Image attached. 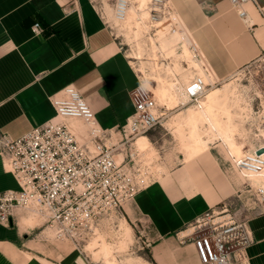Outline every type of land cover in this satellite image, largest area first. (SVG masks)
I'll return each mask as SVG.
<instances>
[{
    "label": "crops",
    "instance_id": "obj_1",
    "mask_svg": "<svg viewBox=\"0 0 264 264\" xmlns=\"http://www.w3.org/2000/svg\"><path fill=\"white\" fill-rule=\"evenodd\" d=\"M176 1L186 16L187 4ZM245 9L258 30L255 42L262 53L264 21L253 3ZM37 22L42 27L38 34L32 29ZM245 41L239 35L236 45ZM207 62L218 79L211 61ZM138 71L92 0H0V133L19 137L56 117L51 97L69 85L80 90L101 126L116 130L134 110L135 92L141 85ZM134 145L128 150L136 154ZM211 153L209 149L187 158L185 177L165 176L126 206L129 226L130 221H142L153 241L144 264H202L191 238L183 236L197 218L233 195L226 193L216 163L207 156ZM194 157L202 158L198 169ZM17 187L0 156V191ZM28 216L21 214L8 226L0 224V264H91L76 247L61 250L41 240V226L29 224ZM250 225L255 242L247 249L248 262L264 264V213L251 219ZM135 252L116 251L123 264L136 261L122 258Z\"/></svg>",
    "mask_w": 264,
    "mask_h": 264
},
{
    "label": "built area",
    "instance_id": "obj_2",
    "mask_svg": "<svg viewBox=\"0 0 264 264\" xmlns=\"http://www.w3.org/2000/svg\"><path fill=\"white\" fill-rule=\"evenodd\" d=\"M229 1L250 27L253 22L245 9L246 4L253 3L264 18V4L257 0ZM129 6L130 0H115L117 17L123 19ZM99 13L112 27L106 14ZM149 13L151 24H163L167 20H172L169 25L180 24L172 0H149ZM32 29L40 33L41 24L35 23ZM189 41L193 51L200 54L197 41ZM202 61V66L209 72L210 64ZM142 84L141 80L135 92L132 114L118 128L121 137L114 142H111L114 131L99 124L95 111L80 90L72 85L66 86L59 96L51 97L56 117L19 137L1 132L0 156L18 187L0 191V224L8 226L21 214L42 218L44 225L53 231L54 238L69 240L79 250L88 240L116 231L127 217L126 206L152 182L144 165L137 160L138 155L128 148L139 135L161 124L166 113L159 110L154 96L144 95ZM207 90L204 77L195 74L187 94L190 100L198 102ZM71 118L88 126L87 138L79 137L69 123ZM259 139L254 150L246 151L242 156L231 154V158L234 169L245 179L242 192L254 195L256 205L253 210L263 214L264 184L251 182L253 177L264 173V134ZM261 149L263 151L258 153ZM116 151L122 154L121 160H117ZM217 206L220 209H216ZM217 206L190 224V232L183 237L191 238L202 264H249L247 249L255 242L249 218L231 212L226 201ZM130 225L139 234L135 248L150 249L153 241L145 226L142 224L140 228L139 222Z\"/></svg>",
    "mask_w": 264,
    "mask_h": 264
},
{
    "label": "rangeland",
    "instance_id": "obj_3",
    "mask_svg": "<svg viewBox=\"0 0 264 264\" xmlns=\"http://www.w3.org/2000/svg\"><path fill=\"white\" fill-rule=\"evenodd\" d=\"M92 1L99 11H103L106 14L105 16L110 21L118 41L123 44V51L127 55L130 64L137 70L140 65H143L146 72L142 70L143 75L139 71L138 73L141 75L144 95L154 96L158 102L159 110L166 112L161 124L146 133L150 138L151 145L149 144L144 149H139L136 143L134 145V148H137V160L144 165L146 175L152 179L150 186L157 183L160 179L163 180L165 176L177 177L178 174L183 177L186 176V160L188 157L183 150L182 139L175 132L176 128L172 121L178 113L188 111L190 107H193L198 102L190 100L187 96L188 101L186 103L180 102L178 106L170 108L168 104L160 101L154 89L158 85L159 77L171 78L172 81L176 82L177 78L180 81L178 86H183L195 74L205 73L204 68H200L183 56V41L179 42L177 33L184 28L188 38L191 40L195 39L200 43V54H196L198 62L202 65V60L207 61L209 59L218 77V79L214 78L208 83V90L205 96L211 88L231 82L229 88L234 121L238 125L237 137L243 139L246 149L257 146L260 143L259 136L264 134V50L259 53V46L255 42L257 41L256 32L258 30L255 27L253 28V26L250 27L249 23L239 17L237 8L229 0H220L217 3L213 1L183 0L188 8L186 16L181 12L178 2L173 0L178 20H180V24L176 25H169L172 20H167L163 24H151L149 22L148 5L146 8H138V14L136 12L137 15L130 20V25H126L124 22L120 23L114 19L115 0ZM105 1L109 4L107 5ZM216 4L221 7L219 10L214 8ZM229 15H231V19L228 18ZM262 19L264 21L263 17ZM262 19L260 18L259 22H262ZM206 23L208 26H204ZM197 25L199 27L203 26L202 29H195ZM261 26H264V24H261ZM239 35L240 37L245 36L247 41L236 45ZM189 46L192 48L190 41ZM260 47L262 46L260 45ZM138 51L142 52V58L134 57L136 55L135 52ZM172 69L174 73H172ZM71 122H73L71 126L74 129H76L77 125L81 133L86 136V127L88 129V126L82 121L74 122V120H71ZM113 131L111 142L121 137L120 132H118L119 129ZM262 141L264 142V140ZM210 145L209 149H211L212 153L207 156L213 158V162L216 163L215 169L220 173L224 184L223 187L226 186V193L231 192L233 194L229 199L224 200L228 203L230 211L239 212L242 216L249 218V220L261 215L262 213L253 210V206L256 205L254 195L247 191L242 192L245 189V179L234 169V161L231 158L228 146L220 138L210 142ZM116 153L117 160H121L122 154H119V151H116ZM206 157L203 156V158ZM201 159V157L192 159L196 163L194 168H200ZM205 161L207 162L208 160L206 159ZM209 164L210 162L208 161L207 166ZM251 182L254 185L258 183L252 179ZM216 209H220L219 206ZM28 217L30 218L29 224L41 226L43 234L40 239L50 244V246H55L61 250L75 248V244L69 240H57L54 238L53 231L44 225L42 218L30 215ZM138 222L141 228L142 221ZM138 235L135 227L131 228L124 218L119 228L109 233L108 236L100 234L85 242L81 246L83 256L86 260H90L91 264H102L103 261L105 262L104 253L98 251L100 248H95L101 245L102 241H105L112 244L113 254L110 257L117 264H123L124 262L119 259L120 257L116 253L117 250L119 252L136 251L133 254L122 256L123 259H125L124 257L136 258V261L125 259L127 260L125 264H144L142 259L143 257H148L146 252L148 249L137 250L135 248L139 240ZM98 237H100L101 242L97 241ZM91 248L95 250H91ZM94 259L98 262H94Z\"/></svg>",
    "mask_w": 264,
    "mask_h": 264
},
{
    "label": "bare ground",
    "instance_id": "obj_4",
    "mask_svg": "<svg viewBox=\"0 0 264 264\" xmlns=\"http://www.w3.org/2000/svg\"><path fill=\"white\" fill-rule=\"evenodd\" d=\"M148 1L149 0H130V6L128 8L126 16L123 19L118 18L115 14L114 9V19L117 22H124V24L130 25V20L138 14V8H146L148 5L147 8L149 9ZM105 2L107 5L109 4L107 1ZM183 30L178 31L177 33L179 42L183 41V56L193 62L195 65H198L200 68H204L198 62L196 53L189 46L190 38L186 36V29L184 31ZM135 54L136 55H134V57L142 58L141 51L135 52ZM156 66L158 67L157 62ZM138 70L142 74V70L146 72L143 65H140V67H138ZM171 71L172 73H174L173 69ZM200 74L204 77L207 84L210 83L212 79L216 78V75L214 71L211 70V68L209 72L205 70L204 74L202 72H200ZM176 80L177 82L172 81L171 78L167 79L164 77H159L158 85L154 87L156 93L158 94V97L160 98V101L164 104H168L170 108L178 106L180 102L186 103L188 101L187 99L189 98L187 94V87L191 79L183 84V88L182 85L178 86L180 81L177 78ZM230 84L231 82H228L223 86L211 88L207 95H204L205 97L203 96L199 98L198 103H196L193 107H190L188 111L178 113L172 121L173 125L176 128L175 132L182 139L183 150L188 158L209 150L211 146L210 142H213L216 138H220L225 142L232 155L242 156L246 151L254 150L255 146L246 149V144H244L243 139L237 137L238 125L234 121V112L231 105V91L229 88ZM71 120L81 122V120L77 118H71L69 120L70 125H72L73 123L71 122ZM75 130L78 132V135L81 139H85L88 137L87 127V134L86 136L83 135L84 137L81 136L82 133L77 125ZM139 136L140 137L136 139L138 148L144 149L149 146L151 141L148 136L146 134H142ZM252 180L258 182L257 184H264V173L259 177H253ZM185 234H187V232H185ZM99 238L100 237L97 238V241H100ZM95 248H100V250L98 251H102L104 253L106 258L104 264H117L116 261L110 257V255L113 254L111 243L102 241L101 245H98ZM91 250L95 249L91 248Z\"/></svg>",
    "mask_w": 264,
    "mask_h": 264
},
{
    "label": "water",
    "instance_id": "obj_5",
    "mask_svg": "<svg viewBox=\"0 0 264 264\" xmlns=\"http://www.w3.org/2000/svg\"><path fill=\"white\" fill-rule=\"evenodd\" d=\"M262 151H263V149L259 150V152H258V153H261Z\"/></svg>",
    "mask_w": 264,
    "mask_h": 264
}]
</instances>
